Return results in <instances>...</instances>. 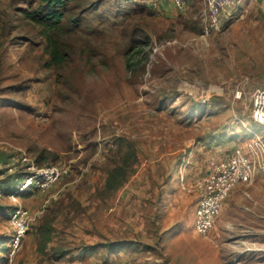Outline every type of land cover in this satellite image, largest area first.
Returning <instances> with one entry per match:
<instances>
[{"label": "rangeland", "instance_id": "obj_1", "mask_svg": "<svg viewBox=\"0 0 264 264\" xmlns=\"http://www.w3.org/2000/svg\"><path fill=\"white\" fill-rule=\"evenodd\" d=\"M40 5L0 0V264H264V177L233 191L208 238L193 191L210 159L264 143L251 119L264 0H236L210 36L207 0L183 13L172 0H76L73 52L52 69L21 13ZM137 43L143 69L130 72ZM41 152L57 161L40 167ZM114 170L124 183L109 193ZM15 194L32 222L13 254Z\"/></svg>", "mask_w": 264, "mask_h": 264}, {"label": "built area", "instance_id": "obj_2", "mask_svg": "<svg viewBox=\"0 0 264 264\" xmlns=\"http://www.w3.org/2000/svg\"><path fill=\"white\" fill-rule=\"evenodd\" d=\"M179 12L188 8L189 0H172ZM204 34L210 36L221 28V16L236 5V0H207ZM252 121L264 128V90H257L252 97ZM251 147V146H250ZM48 177L49 181L59 176L57 170H50L43 175L36 176L34 181L41 177ZM264 177V143H256L251 149L235 150L227 159L212 158L208 162L207 170L201 180L193 187L198 196L195 213L194 231L201 238H208L214 229L217 219L224 206V202L233 191L240 186H252ZM33 182H27L23 189H28ZM14 196L16 208L11 214L10 222L15 230L13 238V251L15 254L32 222L29 212L22 208Z\"/></svg>", "mask_w": 264, "mask_h": 264}, {"label": "trees", "instance_id": "obj_3", "mask_svg": "<svg viewBox=\"0 0 264 264\" xmlns=\"http://www.w3.org/2000/svg\"><path fill=\"white\" fill-rule=\"evenodd\" d=\"M76 0H41V5L38 9L31 12H21L23 18L38 26L41 29L42 35L46 41V56L48 55L46 68H59L66 65L69 57L74 49V44H68L69 37L80 24L74 16L69 17L68 6ZM137 10L142 13L147 12V8L137 6ZM66 24H69L66 26ZM204 32V31H203ZM71 46V47H70ZM143 44L137 43L135 49L130 52L127 60V67L130 72H137L142 68V63L145 57ZM141 58H138V57ZM143 69V68H142ZM37 164L41 167L45 163H55L57 156L52 153L41 152L35 157ZM123 173V172H122ZM119 170H114L110 173L107 181L106 190L109 193L117 191L124 183L123 174ZM51 228L46 227L43 232L45 244L40 250L45 251L46 246L51 240ZM40 247V244L38 245ZM84 259H88L85 255Z\"/></svg>", "mask_w": 264, "mask_h": 264}]
</instances>
